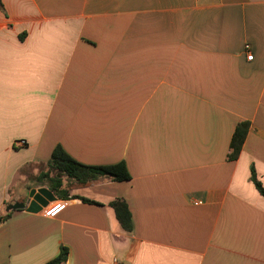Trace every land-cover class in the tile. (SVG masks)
<instances>
[{
  "label": "crops",
  "instance_id": "1",
  "mask_svg": "<svg viewBox=\"0 0 264 264\" xmlns=\"http://www.w3.org/2000/svg\"><path fill=\"white\" fill-rule=\"evenodd\" d=\"M2 3L0 217L49 189L37 177L58 146L88 166L125 162L131 179L74 187L53 219L57 196L11 211L0 264H47L62 247L65 264H264V0Z\"/></svg>",
  "mask_w": 264,
  "mask_h": 264
},
{
  "label": "trees",
  "instance_id": "2",
  "mask_svg": "<svg viewBox=\"0 0 264 264\" xmlns=\"http://www.w3.org/2000/svg\"><path fill=\"white\" fill-rule=\"evenodd\" d=\"M0 10L4 11L2 0H0ZM249 128L250 125L246 122L240 123L237 126L230 146L229 159H238ZM102 177L116 182L129 181L131 179L125 162L111 166H88L71 158L61 146H58L54 149L50 161L45 165L44 171L38 175L37 182L46 184L57 197L66 200L68 192L74 187L87 186ZM252 180L260 194L264 197V187L257 181L254 172L252 173ZM83 201L97 204L94 201L86 199H83ZM110 207L113 209L122 230L127 234L132 233L134 224L128 204L123 200L117 199L110 203ZM10 215L11 212L7 213L4 217H0V222L7 220ZM68 256L69 250L66 247H62L58 257L47 264H65Z\"/></svg>",
  "mask_w": 264,
  "mask_h": 264
},
{
  "label": "water",
  "instance_id": "3",
  "mask_svg": "<svg viewBox=\"0 0 264 264\" xmlns=\"http://www.w3.org/2000/svg\"><path fill=\"white\" fill-rule=\"evenodd\" d=\"M32 201L27 203H15L7 208V212L16 210H25L28 213L37 214L44 207H47L50 202L57 200L56 195L53 191L46 187L34 188L29 193Z\"/></svg>",
  "mask_w": 264,
  "mask_h": 264
},
{
  "label": "built area",
  "instance_id": "4",
  "mask_svg": "<svg viewBox=\"0 0 264 264\" xmlns=\"http://www.w3.org/2000/svg\"><path fill=\"white\" fill-rule=\"evenodd\" d=\"M245 51L248 54L247 59L249 61H252L254 57L250 53V46L249 45L245 46ZM25 144H26L25 141L17 142V146H20V147H24ZM66 207H67V201L66 200L59 201V202H56L55 204H53L52 206L48 207L47 209H45L43 211V214L45 217L53 219V218L58 217L63 211H65ZM114 263L115 264H122L117 259L114 260Z\"/></svg>",
  "mask_w": 264,
  "mask_h": 264
},
{
  "label": "rangeland",
  "instance_id": "5",
  "mask_svg": "<svg viewBox=\"0 0 264 264\" xmlns=\"http://www.w3.org/2000/svg\"><path fill=\"white\" fill-rule=\"evenodd\" d=\"M46 185V184H45Z\"/></svg>",
  "mask_w": 264,
  "mask_h": 264
}]
</instances>
